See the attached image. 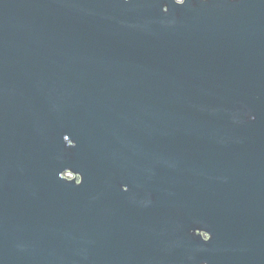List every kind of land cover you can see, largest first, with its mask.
I'll list each match as a JSON object with an SVG mask.
<instances>
[{
  "label": "water",
  "instance_id": "1",
  "mask_svg": "<svg viewBox=\"0 0 264 264\" xmlns=\"http://www.w3.org/2000/svg\"><path fill=\"white\" fill-rule=\"evenodd\" d=\"M0 264H264V0H0Z\"/></svg>",
  "mask_w": 264,
  "mask_h": 264
},
{
  "label": "snow or ice",
  "instance_id": "2",
  "mask_svg": "<svg viewBox=\"0 0 264 264\" xmlns=\"http://www.w3.org/2000/svg\"><path fill=\"white\" fill-rule=\"evenodd\" d=\"M164 11L166 12V11H167V9H164Z\"/></svg>",
  "mask_w": 264,
  "mask_h": 264
}]
</instances>
